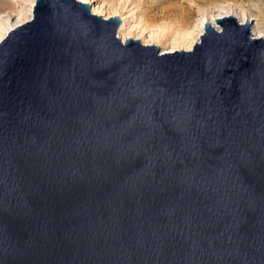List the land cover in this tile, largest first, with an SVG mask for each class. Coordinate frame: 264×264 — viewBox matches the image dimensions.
<instances>
[{
  "label": "water",
  "instance_id": "95a60500",
  "mask_svg": "<svg viewBox=\"0 0 264 264\" xmlns=\"http://www.w3.org/2000/svg\"><path fill=\"white\" fill-rule=\"evenodd\" d=\"M189 50L35 0L0 39V264H264V38Z\"/></svg>",
  "mask_w": 264,
  "mask_h": 264
},
{
  "label": "rangeland",
  "instance_id": "374dc122",
  "mask_svg": "<svg viewBox=\"0 0 264 264\" xmlns=\"http://www.w3.org/2000/svg\"><path fill=\"white\" fill-rule=\"evenodd\" d=\"M34 4L35 0H0V33L32 15ZM89 5L91 11L99 8L104 18L118 16L125 26L121 36L129 32V37L158 45L161 50L176 47L178 31L189 33L188 40L196 37L189 48H184L191 49L203 33L205 19L215 26L214 17L227 12L239 17L247 14L255 26L260 20L264 22V0H91ZM153 34H160L161 40L152 39Z\"/></svg>",
  "mask_w": 264,
  "mask_h": 264
},
{
  "label": "bare ground",
  "instance_id": "6f19581e",
  "mask_svg": "<svg viewBox=\"0 0 264 264\" xmlns=\"http://www.w3.org/2000/svg\"><path fill=\"white\" fill-rule=\"evenodd\" d=\"M82 2H85V3H88L90 4V1L91 0H80ZM3 6L0 5V9H2ZM92 12L95 13V14H101V11L99 8L97 7H94L92 8ZM225 15H232L234 17H238V20L241 22V23H245V21L249 22L250 23V30H251V33H252V37L253 38H264V22H262L261 20L259 21V24L258 26H255L253 23H252V19L248 17V15H244L243 17H239L237 16L236 14H234L233 12H227L223 15H219L217 17H221V16H225ZM217 17H214V18H217ZM31 18V14L25 18L24 20L22 21H19L15 24H12L10 26H8L6 29L3 30V32L0 33V39L5 35V33L9 30V29H12L13 27L21 24V23H24L25 21L29 20ZM207 21V19H205ZM204 20V21H205ZM215 20V19H214ZM216 26V25H215ZM124 23L121 24L119 30H118V35L120 37V39L122 41H124L126 38H128L130 36L129 32L125 33L123 36H121V31L124 29ZM162 34V36H164L165 32L164 33H160ZM158 34V35H151L150 37L152 39H155L156 41H159L161 40V35ZM188 36H189V33L187 32H180L178 31L176 36L174 37V41L175 43L177 44L176 47L173 45L172 47L170 48H165V49H162L161 50V54H166V53H170V52H173V51H177V50H181V49H184V48H189L191 46V42L194 40V38L196 37H192L191 36V40H188ZM199 37V35H198ZM189 50V49H188Z\"/></svg>",
  "mask_w": 264,
  "mask_h": 264
}]
</instances>
